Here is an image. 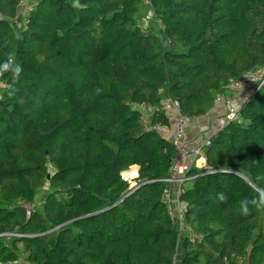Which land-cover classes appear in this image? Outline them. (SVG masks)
<instances>
[{"label": "trees", "instance_id": "obj_1", "mask_svg": "<svg viewBox=\"0 0 264 264\" xmlns=\"http://www.w3.org/2000/svg\"><path fill=\"white\" fill-rule=\"evenodd\" d=\"M142 1L160 34L138 24ZM18 2L0 0V65L21 69L0 74V264H264V208L240 212L264 189V0H27L23 18ZM255 72L180 186L195 240H178L175 148L151 126H169L166 99L202 117Z\"/></svg>", "mask_w": 264, "mask_h": 264}, {"label": "built area", "instance_id": "obj_2", "mask_svg": "<svg viewBox=\"0 0 264 264\" xmlns=\"http://www.w3.org/2000/svg\"><path fill=\"white\" fill-rule=\"evenodd\" d=\"M17 7L19 17L23 18L26 8L28 7L27 0H19ZM152 17L155 18L154 13L152 14ZM260 84H262V73L255 72L244 75L240 80L231 81L222 93L220 92L216 95L213 101L214 108L222 107L223 110L222 119L219 121L220 124L217 129L225 122L229 120H237L239 118L238 107L225 97L226 90H231L233 93L240 91L244 94L246 99L252 89L255 86L259 87ZM139 108L141 110H149L152 107L150 105H140ZM164 109L170 120L169 126H162L159 124L151 126L161 135L169 139L175 148V155L169 159V173L163 179L164 182L167 183V186L163 190V200L165 202L167 214L176 228L178 240L184 236V234H187L189 239L194 241L195 237L191 228L185 222V205L179 200V192L180 186L193 177L188 175V172L192 168L200 169L205 167L206 154L204 147L208 143V138L205 141L202 140L198 143H191L186 138L185 125L194 121L196 117L182 115L178 110V103L176 101L170 100V102H164ZM173 110L175 111L174 113ZM144 123L149 127L146 118L144 119ZM193 165L196 167H193ZM123 178L125 180L131 179V177L127 178L126 175H123ZM24 207L27 213H30L34 208V204L25 203Z\"/></svg>", "mask_w": 264, "mask_h": 264}, {"label": "crops", "instance_id": "obj_3", "mask_svg": "<svg viewBox=\"0 0 264 264\" xmlns=\"http://www.w3.org/2000/svg\"><path fill=\"white\" fill-rule=\"evenodd\" d=\"M225 97L238 108L245 100L244 94L240 91L231 92L230 94L225 93ZM166 102H170V100L166 99ZM174 112L173 110V113ZM222 115V107H213L205 116L196 117L194 121L187 123L185 125L187 140L191 143H198L202 140L205 141L217 129ZM132 167H136L137 174L138 166L133 165L130 167V170H132ZM135 176L136 175H130L131 178Z\"/></svg>", "mask_w": 264, "mask_h": 264}, {"label": "rangeland", "instance_id": "obj_4", "mask_svg": "<svg viewBox=\"0 0 264 264\" xmlns=\"http://www.w3.org/2000/svg\"><path fill=\"white\" fill-rule=\"evenodd\" d=\"M152 14H153V11H152V8H151L150 4L148 3V1H142L140 3V5L138 6V10L135 13V17H136L138 24H140L144 29L152 28V30L154 32L160 34V23L156 20V18L152 17ZM21 28H22V24L18 23L16 30L19 31ZM251 87H252V85H251ZM231 92H232L231 90H226L227 94H230ZM193 167H196V166L193 165ZM130 169L128 171L123 172L122 175H124V176L126 175L127 178L130 177L131 173H133V172H131ZM133 175L137 176L136 170H135V173L132 174V176ZM132 184H134V182H132L131 185ZM46 191H47V186L44 185L36 197V206H35L36 208L41 205L42 197L44 196ZM180 259H181L180 258V251H178L174 264H179Z\"/></svg>", "mask_w": 264, "mask_h": 264}, {"label": "clouds", "instance_id": "obj_5", "mask_svg": "<svg viewBox=\"0 0 264 264\" xmlns=\"http://www.w3.org/2000/svg\"><path fill=\"white\" fill-rule=\"evenodd\" d=\"M78 5V0H76V4L74 6ZM9 68L14 69V76H19L20 74V67L19 65H13L12 62H6L3 65H0V74H2L4 71L9 70ZM128 171V170H127ZM217 199L219 201H224L226 199L225 195L223 192L219 193ZM254 205L257 208H264V189L259 190V198L258 200L254 199L252 201H249L248 199H244L241 201L240 204V212L242 215H248L249 214V204Z\"/></svg>", "mask_w": 264, "mask_h": 264}, {"label": "bare ground", "instance_id": "obj_6", "mask_svg": "<svg viewBox=\"0 0 264 264\" xmlns=\"http://www.w3.org/2000/svg\"><path fill=\"white\" fill-rule=\"evenodd\" d=\"M131 172H133V173H131V175L135 173V171H131Z\"/></svg>", "mask_w": 264, "mask_h": 264}]
</instances>
